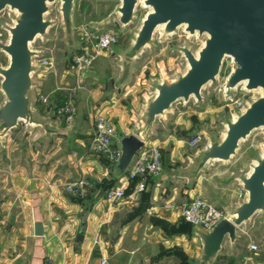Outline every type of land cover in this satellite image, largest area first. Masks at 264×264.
Listing matches in <instances>:
<instances>
[{
	"label": "crops",
	"instance_id": "crops-1",
	"mask_svg": "<svg viewBox=\"0 0 264 264\" xmlns=\"http://www.w3.org/2000/svg\"><path fill=\"white\" fill-rule=\"evenodd\" d=\"M118 2L116 0L108 13L89 20L87 24L100 23L110 15L115 16ZM137 26L138 23L134 22L124 26L117 33L118 40L109 50L102 51L89 67L98 69L108 62L112 53L115 70L105 76V88L100 89L99 85L85 93L79 90L84 119L76 117L73 124H67L60 119L54 122V115L52 122L61 126L63 131L52 137L42 135L48 147L41 151L40 157L33 161L25 158L24 163L14 160L9 167L0 166V264H100L101 256L107 257L108 264H195L194 258L199 255L200 248L195 240L199 236L192 232L193 225L190 233L178 228L183 201L173 200V192L162 195L169 176L146 177L145 189L135 192L134 187L140 178L127 183L123 177L125 172L115 171V161L106 153L92 149L95 114H105L114 122L116 136L113 146L118 147L120 137L133 132L136 117L143 106L144 93L151 91L145 80L158 77L160 66L170 74L177 65L181 66L176 62L169 69L165 60L157 59V74H147L140 80L145 88L139 94L136 87L128 91L137 61L155 45H146L131 61L121 60V53L130 45ZM49 66L41 65V69L35 72L33 108L38 109L41 115L43 109L47 112L58 104L60 89L55 93L52 86L44 90ZM89 68L80 73L85 74ZM124 94L129 99H124ZM0 95L1 101V92ZM40 96L46 100L42 101ZM168 113H175V109ZM159 120L165 122L158 117L156 131L145 142L161 149L171 140V144L177 146L175 142L181 139H171V134L168 138H158ZM30 151L34 153L32 149ZM80 177L106 182L114 179V184L123 181L127 183V195L119 201L109 202L98 188L88 190L85 196H75L64 189L67 181ZM225 201L232 204L237 200ZM255 214L237 226L234 240L225 237L218 251L205 264H264V247L261 250L249 248V242H253V224L264 222L256 219ZM35 223H41V234L35 233ZM242 238L247 240L244 248L240 247ZM261 238L264 241V236ZM258 250L263 253H258ZM253 253L260 255L253 258Z\"/></svg>",
	"mask_w": 264,
	"mask_h": 264
},
{
	"label": "water",
	"instance_id": "water-1",
	"mask_svg": "<svg viewBox=\"0 0 264 264\" xmlns=\"http://www.w3.org/2000/svg\"><path fill=\"white\" fill-rule=\"evenodd\" d=\"M53 1L0 0V12L7 9L11 15L10 23H1L6 37L0 38V50L5 52L7 63L0 64V141L20 120L26 124V133L36 125L42 126L46 134L63 131L52 122L53 107L45 115L33 108L35 72L41 69L34 58L44 55L33 42L37 37L43 40L49 37L47 30L52 21L46 13ZM138 5L146 10L132 33L130 45L121 53L122 61H131L146 45L155 43L156 34L164 38L182 23H185L184 31H189L188 35L205 36L195 50L187 44L179 46L184 67L177 65L170 74L160 66L158 77L145 80L151 91L144 93L133 132L119 139L120 155L114 163L115 171L123 173L127 170L135 152L156 131V119L166 120L167 113L174 111V102L180 98L187 102L191 97L197 102L202 100L204 85L217 83L226 56L230 58V70L220 84L224 96L231 97L242 80H245L243 85L240 84L243 89L251 91L248 89L260 87L261 92L254 89L258 90V95L235 110V118L232 114L223 120L224 128L218 138L209 137L196 152L188 154L187 167L190 168L185 173L188 177L215 160L230 161L241 140L253 129L264 128V0H119L114 9L115 16L110 15L89 26L97 32L117 34L135 21ZM73 9L74 0H59L66 29L72 27ZM160 24H163L161 28ZM262 145L263 149L246 172L232 171L233 177L239 180L238 188L243 190L242 197L232 204L222 200L220 204L225 215L210 229L193 225L192 232L200 239L195 264H205L218 251L225 237L234 240L237 226L247 222L256 212L260 211V220H264V141ZM178 170L163 167L157 176H170ZM34 231L42 233L41 223L34 224Z\"/></svg>",
	"mask_w": 264,
	"mask_h": 264
},
{
	"label": "rangeland",
	"instance_id": "rangeland-1",
	"mask_svg": "<svg viewBox=\"0 0 264 264\" xmlns=\"http://www.w3.org/2000/svg\"><path fill=\"white\" fill-rule=\"evenodd\" d=\"M115 3L116 0H75L72 27L66 29L59 10V0H55L51 2L50 8L46 13V16L52 21L47 30L49 37L45 40L37 37L33 42L34 47L42 49L46 55H51L52 62L45 74L46 87L44 86V90L52 86L54 88L53 93H55V91L60 89L58 92L59 97L56 100L58 104L55 105V108L71 105V110L68 113L71 115L70 123L72 124L76 117L80 120L84 119L82 116L84 109L80 107L82 96L80 97L79 90L85 93L99 85L101 86L100 89H104L105 76L115 70V60L112 58L111 53L108 62L100 65L98 69L94 66L89 68L85 74L73 71L70 68V60L80 44L78 35L82 27L88 26L89 20L108 13L112 10ZM145 10L146 8L140 5L137 6L135 24L139 22ZM3 22H11V15L8 14L7 9L0 12V30L3 28L1 27ZM204 36L205 34L188 35L184 31L183 25H180L175 32L164 36V38H159V34H156V41L152 50L147 51L137 61L135 76L128 84L127 90L131 91L136 87L135 91L139 94L145 88L140 83V80L147 74H157L155 65L157 59L165 60L169 69H172L176 62L181 63L182 67L184 62L180 56L179 46L187 44L195 50L201 44ZM0 38H5V36ZM6 63L7 56L4 51L0 50V64L4 65ZM229 70L230 58L226 56L218 74L217 83L213 84L210 82L204 85L202 100L197 102L194 97H191L187 102H183L181 98L178 99L173 103L175 113H168L165 122L159 120L160 125L157 133L160 139L168 138L170 134L172 135L171 139H181L175 142L177 146L172 145L171 140H169L170 142L167 141L161 147L163 166L179 169L176 174L170 175L167 178L168 180L165 181L167 182V188L162 192V195L173 192L175 195L173 200L180 199L183 201L182 204L195 196H204L223 210L224 214L225 210L220 206L222 200H238V198L242 197L238 193L240 190L238 188L239 180L233 177L232 171L234 173H242L249 169L254 158L263 149L264 128L253 129L245 139L241 140L236 153L230 161L225 163L223 160H215L205 168L188 175V177L185 172L190 168L189 166L187 167L189 162L188 154L196 152L197 148L203 146L209 137L218 138L224 128L223 120L242 107L247 100L258 95V90L247 91L239 84L232 96L226 98L220 84ZM64 81H67V83ZM124 95V99H129L127 94ZM237 98L239 100L235 102L234 100ZM42 113L45 115L46 110L43 109ZM56 120L57 118H54V122ZM191 127L193 128L189 132ZM25 131L26 124L20 120L17 126L12 127L5 134L4 140L0 141V166L9 167L14 160L24 163L26 159L28 161L37 159L41 156V151L48 147V144H44L42 135H50L52 137L56 133L46 134L45 129L40 125L33 126L28 133ZM195 134H200V140L194 144H189V139ZM28 135L30 136L25 138ZM31 149L34 153H31ZM36 150L38 151L37 154H35ZM25 151H27V156ZM256 213L257 218H255L260 219L261 212L258 211ZM262 236H264V222L257 221L253 224V242L259 250L264 247ZM195 241L197 242H195L196 244L200 245L199 238ZM245 241L247 242L245 238H242L240 247H245ZM259 250L258 253H263V251ZM199 251L200 248H198V254ZM260 254L253 253V258Z\"/></svg>",
	"mask_w": 264,
	"mask_h": 264
},
{
	"label": "built area",
	"instance_id": "built-area-1",
	"mask_svg": "<svg viewBox=\"0 0 264 264\" xmlns=\"http://www.w3.org/2000/svg\"><path fill=\"white\" fill-rule=\"evenodd\" d=\"M6 37V30H0V37ZM80 44L73 53L70 62V68L76 73L88 69L95 58L105 50H109L113 43L118 40V35L110 31L97 32L94 28L88 26L82 27L78 35ZM34 62L43 66H49L51 55L35 57ZM45 101L44 96H40ZM239 98L235 99L238 102ZM71 105H64L55 108L57 119L70 123L71 115L68 113ZM116 136V127L114 122L105 114L97 113L93 116V136L92 149L98 153H106L112 161H116L120 155L119 147L113 146V139ZM201 138L200 134H195L189 139V144H194ZM163 159L161 149L158 145L148 144L146 142L135 152L124 178L127 183L131 178L138 177L140 180L134 187L135 192L145 189L144 178L155 177L163 170ZM127 183L120 181L109 187L101 188L94 185L93 181L86 177H80L64 184V189L75 196H85L88 190L92 188L101 189L104 192V198L109 202L123 199L127 192L125 190ZM239 195H243V190H239ZM179 215L182 219L198 224L200 227L208 230L225 214L212 201L204 196H195L188 202L181 205ZM250 249H257L254 242H249ZM100 264H108L107 257H100Z\"/></svg>",
	"mask_w": 264,
	"mask_h": 264
},
{
	"label": "trees",
	"instance_id": "trees-1",
	"mask_svg": "<svg viewBox=\"0 0 264 264\" xmlns=\"http://www.w3.org/2000/svg\"><path fill=\"white\" fill-rule=\"evenodd\" d=\"M136 178H138V177L131 178L130 180L134 181ZM92 181H93V183H94L95 186L101 187V188L109 187V186L113 185L114 182H115L114 179L108 180V182H106V181H95V180H92ZM125 190H126V188H125ZM192 225L193 224L191 222L182 219L181 222H180V224H179V226H178V228H179V230L180 229L186 230V231H188L190 233L191 232Z\"/></svg>",
	"mask_w": 264,
	"mask_h": 264
},
{
	"label": "bare ground",
	"instance_id": "bare-ground-1",
	"mask_svg": "<svg viewBox=\"0 0 264 264\" xmlns=\"http://www.w3.org/2000/svg\"><path fill=\"white\" fill-rule=\"evenodd\" d=\"M181 25H183V27H185V23H182ZM163 26V24H160L159 25V27L161 28ZM188 34H190L189 33V31H186ZM194 33H196V31L194 32ZM245 83V80H242L241 82H239L237 85H239V84H244ZM236 85V86H237ZM254 89H258L259 90V92H261V88L260 87H258V88H251V89H248V90H254ZM233 118H235L236 117V114H233V116H232Z\"/></svg>",
	"mask_w": 264,
	"mask_h": 264
}]
</instances>
